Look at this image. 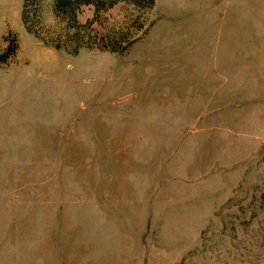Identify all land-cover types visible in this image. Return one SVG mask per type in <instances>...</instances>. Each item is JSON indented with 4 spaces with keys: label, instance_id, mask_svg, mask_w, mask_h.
I'll return each instance as SVG.
<instances>
[{
    "label": "rangeland",
    "instance_id": "obj_1",
    "mask_svg": "<svg viewBox=\"0 0 264 264\" xmlns=\"http://www.w3.org/2000/svg\"><path fill=\"white\" fill-rule=\"evenodd\" d=\"M63 27L46 7L37 38L0 0V53L19 41L0 66V264H160L167 247L170 264H264V0L120 1L77 55L54 47Z\"/></svg>",
    "mask_w": 264,
    "mask_h": 264
},
{
    "label": "trees",
    "instance_id": "obj_2",
    "mask_svg": "<svg viewBox=\"0 0 264 264\" xmlns=\"http://www.w3.org/2000/svg\"><path fill=\"white\" fill-rule=\"evenodd\" d=\"M120 1L132 4L135 8L150 11L155 0H22V20L26 29L34 34L37 38H41L40 34L34 30L35 26L42 23L43 11L49 7L55 18L64 24L63 31L53 38V44L56 49L65 48V44L71 47L70 53L77 55L87 43V31H93V25L99 20L101 13L113 8ZM91 6L94 9V17L86 23H81L79 13L83 7ZM90 35V34H89ZM4 40L7 42L6 47L0 53V66L12 58L18 48L19 41L16 35H6ZM114 42V40H112ZM125 47L113 45L104 48L111 52L123 51Z\"/></svg>",
    "mask_w": 264,
    "mask_h": 264
},
{
    "label": "crops",
    "instance_id": "obj_3",
    "mask_svg": "<svg viewBox=\"0 0 264 264\" xmlns=\"http://www.w3.org/2000/svg\"><path fill=\"white\" fill-rule=\"evenodd\" d=\"M202 226V225H201ZM201 226L199 227V230L198 231H200V229H201ZM175 236L176 237H178L179 238V236H177L175 233H173L172 235H170V237H172L173 239L175 238ZM183 238V237H182ZM194 244H197V241H195V243ZM175 246H176V244H175ZM174 248V247H173ZM168 249V251L169 250H171L172 248L171 247H167L165 250H162L163 251V253H159L157 256H158V260H159V262H161L160 264H170V262L171 261H174V259H175V257H178L179 255H177V256H175V257H172V258H170V254L166 251ZM190 249V248H189ZM189 249H187V250H189ZM187 250H185V251H187ZM184 251V252H185ZM183 253V252H182ZM181 253V254H182ZM154 261H155V257H153V259H152V263L153 264H155L154 263Z\"/></svg>",
    "mask_w": 264,
    "mask_h": 264
}]
</instances>
